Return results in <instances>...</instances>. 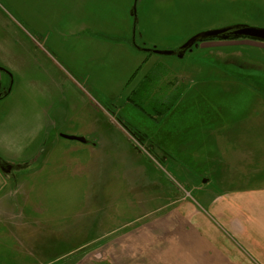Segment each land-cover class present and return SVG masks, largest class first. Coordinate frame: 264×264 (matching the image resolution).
<instances>
[{
	"label": "rangeland",
	"instance_id": "rangeland-1",
	"mask_svg": "<svg viewBox=\"0 0 264 264\" xmlns=\"http://www.w3.org/2000/svg\"><path fill=\"white\" fill-rule=\"evenodd\" d=\"M236 25L264 29V0H0V68L8 72L0 71V87L15 85L13 96L0 100V158L15 166L13 174L0 173V264H141L148 256L141 232L161 206L185 193L204 205L201 198L263 182L239 172L252 167V156L264 171V42L208 40L181 59L145 53L177 64L172 72L175 78L179 70V79L171 92L165 88L162 105L140 95L132 98L137 109L124 103L122 110L119 101L102 108L98 102L102 124L115 126L126 139L89 132L101 125L88 103L98 98L92 92L79 98L83 78L70 67L96 45L83 35L87 30L131 39L134 30L138 47L173 51L198 33ZM13 65L20 69L6 68ZM34 80L52 87L56 102L48 110L42 96H28ZM149 80L148 90L154 85ZM179 95L173 107L184 110L181 123L214 122L220 128L228 122L222 130L229 128L230 146L258 141L260 148L221 149L214 163L189 170L180 165L185 174L176 165L179 172H173L141 138L145 131L154 136V111L172 107ZM182 134L170 146L185 152L189 143ZM108 135L114 138L111 148L103 143ZM218 135L225 134H214V140ZM97 137L102 141L95 149ZM221 142L226 145L223 137ZM68 253L74 254L64 259Z\"/></svg>",
	"mask_w": 264,
	"mask_h": 264
},
{
	"label": "crops",
	"instance_id": "crops-1",
	"mask_svg": "<svg viewBox=\"0 0 264 264\" xmlns=\"http://www.w3.org/2000/svg\"><path fill=\"white\" fill-rule=\"evenodd\" d=\"M83 35L93 38L96 45L87 48L82 56L78 55L76 65L70 67L77 73V76L83 78L84 85L77 83L79 98H85L89 92L98 98V100L92 99L90 95L91 100L89 98L88 100L92 102L88 103L91 105L90 108L96 110L95 116L97 115L96 118L100 119L101 125H95V129L93 131L89 129L91 130L89 132L117 133L125 138V135L115 126L102 124L105 118L99 111L101 104L98 102L104 103L102 108L108 107L109 104L112 106L115 101H119L122 104V110L124 103L137 109L132 98L133 95H140L144 101L155 100L162 105L165 88L171 92L174 82L179 79V70L175 73V78L172 72L177 64L145 56L144 52L138 51L130 44L131 36L111 37L90 30H87ZM0 51H3L2 45ZM163 67L166 68L164 73ZM6 68L17 71L20 66L13 65ZM155 68L162 69V72L155 73ZM58 75L60 76V74ZM150 77L154 79V85L148 90L147 85L151 84V82L148 83L151 81ZM62 79L64 82L67 81L65 78ZM39 83L35 80L29 82V91L32 90L34 94L28 96L30 99L42 96V99L47 102L45 109L48 110L49 106L51 107L56 101H53V95L51 96L50 84ZM14 86L13 83L4 99L13 96ZM53 86L57 90L56 86ZM85 86H88L90 90ZM142 91L143 95L140 94ZM46 92L48 96L45 94ZM158 92H161L160 96L155 95ZM181 99L180 95L174 96L172 97L174 101L171 104L172 107H161V109L155 110L154 122L158 126L154 136L149 135L153 131H145L141 138L146 144L150 143L149 147L153 149L157 159L162 160L163 164L171 166L173 172H179L176 165H179L180 170V165L187 166L189 170L188 166L214 163L213 159L220 160L221 149H251L253 151L260 148L258 141L255 145L254 141L252 144H241L234 141V144L230 146L227 142L233 139L227 134L229 128L227 131L226 129L222 130L225 124L229 126L228 122H223L222 125H219L220 128L216 127L214 122H209V124L202 121L195 124L181 123L180 113L184 110L173 107ZM226 113L232 115L227 111ZM46 114L47 111H45ZM116 116L118 115L114 112V117ZM235 126L237 125L235 124ZM41 130L36 129L42 134L44 130L42 128ZM79 132L82 130L79 129ZM180 133H183L182 141L189 143L185 152L170 146V143H176L175 140L181 139L178 135ZM223 133L224 136L218 135L219 140H214V134ZM222 137L226 142L225 146L222 145ZM105 138L103 141L105 147L111 148L113 142L110 139L113 140V136L108 135ZM115 138L117 139V136ZM101 141L97 137L96 144L93 143L92 146L95 149L99 148L97 142ZM89 142L92 143L86 140L82 144L88 146ZM214 149H216L215 153L212 152ZM252 161L254 162V156H252ZM253 162L252 167L245 168L239 173H249L250 171L251 176L246 177L245 180H263L260 184L221 191L211 197L201 198L204 205L193 199L190 193H185V196L179 195L173 201L161 206L162 213L153 222L145 223L147 225L145 231L141 232V244L145 243L144 252L148 255L141 259V264H264V171L260 172V162H254V164ZM218 171L220 172V170ZM181 172L185 174L182 170ZM219 172L215 171V174H219ZM143 248L144 245L141 251ZM149 254L151 255L149 256Z\"/></svg>",
	"mask_w": 264,
	"mask_h": 264
},
{
	"label": "water",
	"instance_id": "water-1",
	"mask_svg": "<svg viewBox=\"0 0 264 264\" xmlns=\"http://www.w3.org/2000/svg\"><path fill=\"white\" fill-rule=\"evenodd\" d=\"M135 1L132 6V13L135 14ZM229 38L233 39H249L253 41L258 42H264V29L260 28H253V27H247L243 25H236V26H230L226 28H221L217 30H211V31H205L196 34L195 36L189 38L186 42H184L178 49L173 51H157V50H147L144 48H140L135 44L134 41V30L132 31V39H130V42L132 46L137 49L138 51L148 53V54H155L160 56H171L176 55L179 59L183 58L186 52H191L192 49L198 46L199 43L205 42L208 40H229ZM0 71H6L3 68H0ZM7 72V71H6ZM10 88H8L9 92ZM63 139L66 140H74L78 141L80 143H85L86 140L83 137H69L61 135ZM15 166L12 164H8L3 161V159L0 158V173L2 175H10L13 174L12 170ZM204 180L203 183H205Z\"/></svg>",
	"mask_w": 264,
	"mask_h": 264
},
{
	"label": "flooded vegetation",
	"instance_id": "flooded-vegetation-1",
	"mask_svg": "<svg viewBox=\"0 0 264 264\" xmlns=\"http://www.w3.org/2000/svg\"><path fill=\"white\" fill-rule=\"evenodd\" d=\"M8 73V72H7ZM10 89H11V85H10V87H9ZM8 89H3V88H1L0 87V100L1 99H4L7 95H8V91H7ZM10 91V90H9Z\"/></svg>",
	"mask_w": 264,
	"mask_h": 264
},
{
	"label": "trees",
	"instance_id": "trees-1",
	"mask_svg": "<svg viewBox=\"0 0 264 264\" xmlns=\"http://www.w3.org/2000/svg\"><path fill=\"white\" fill-rule=\"evenodd\" d=\"M230 40H232L233 38H229ZM130 44H131V42H130ZM132 45V44H131ZM188 192V191H187ZM79 251V250H78ZM78 251H76L75 253H77ZM74 253H69V254H67L66 255V257H64V259H66V258H68V257H70V256H72Z\"/></svg>",
	"mask_w": 264,
	"mask_h": 264
}]
</instances>
